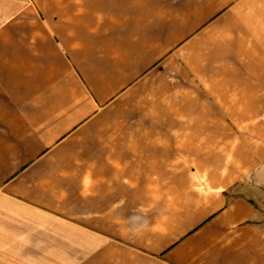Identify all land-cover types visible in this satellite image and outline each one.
<instances>
[{
	"label": "crops",
	"instance_id": "crops-1",
	"mask_svg": "<svg viewBox=\"0 0 264 264\" xmlns=\"http://www.w3.org/2000/svg\"><path fill=\"white\" fill-rule=\"evenodd\" d=\"M0 264H264V0H0Z\"/></svg>",
	"mask_w": 264,
	"mask_h": 264
}]
</instances>
